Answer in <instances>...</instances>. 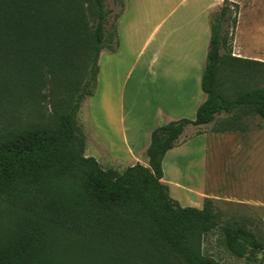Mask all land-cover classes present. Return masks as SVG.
<instances>
[{"label":"trees","instance_id":"trees-1","mask_svg":"<svg viewBox=\"0 0 264 264\" xmlns=\"http://www.w3.org/2000/svg\"><path fill=\"white\" fill-rule=\"evenodd\" d=\"M110 13L104 0H0V112L23 105L24 116L0 126V264H219L202 251L216 230L235 257L264 255L245 221L220 226L212 200L181 207L162 182V161L187 127L243 132L246 119L264 120V62L232 52L238 7L225 0L209 15L195 118L155 127L147 166L121 172L85 156L77 122L100 54L116 43ZM27 100L47 102L43 120L27 116Z\"/></svg>","mask_w":264,"mask_h":264},{"label":"rangeland","instance_id":"rangeland-1","mask_svg":"<svg viewBox=\"0 0 264 264\" xmlns=\"http://www.w3.org/2000/svg\"><path fill=\"white\" fill-rule=\"evenodd\" d=\"M104 1L105 8L111 11L106 30L109 32L112 25L116 27V43L113 44L112 52L105 50L101 64L99 61L100 72L94 94L84 100L77 116L78 125L85 138L88 137L85 139L87 153L91 150V140L94 137V129L96 130L93 123L98 121L104 131L112 133L109 137L113 144H120L122 140V132L119 129L121 128V115L126 121L127 131L129 129L130 132H134L141 128L150 110H155L156 107L165 110L166 100L171 99L170 93L172 92L170 91L173 88H166L168 86L162 82L161 73L164 70L167 72L174 69L169 56L174 51L176 38L180 37L178 34H171V24L174 20L167 21L165 28L160 31L156 30L151 42L143 50L145 57H148L153 50H158V45L162 42L159 69L157 73L155 72L153 82L146 80L145 71L141 73L143 78L141 88L137 86L133 89V91L136 90L134 98L137 102L130 107L127 102H123V94H126L128 90L123 81L127 77V69L141 49V37L133 40L127 35V28L131 26L128 23L133 19H141L144 35L147 38L151 26L172 11L176 0H166L161 7L152 6L153 3L149 0H145V5L142 7L141 0ZM204 11L206 10L202 8L185 5L178 10L175 19L183 20V26H190L191 18L193 20L203 18ZM117 15L119 17L115 20ZM259 16L260 14L253 15L246 9L241 10L239 14L238 44L243 45L247 54H256L257 48L260 47L264 55L262 34L258 33L257 36L252 34V28L258 30L264 28L260 24L263 19ZM234 38L235 35H233L232 42L233 54L235 53ZM256 58L261 59L262 57ZM132 75L135 76L133 79L137 76ZM171 79L174 81L176 78L171 76ZM22 107L23 105L19 107L17 114L3 115L0 112V126L13 125L23 119ZM128 107L132 114L129 119H126ZM24 108L28 111L27 116L34 121L43 120L47 115L44 112L48 110L47 102H33L32 100H27ZM35 110H41V112L38 113ZM157 117L161 123L165 120L162 115ZM170 121L173 119L166 122ZM244 124L243 132L216 133L213 123L200 128L187 127L184 137L189 143L185 145L186 148L177 152L178 154H169L171 156L163 165V175L164 178L172 181L170 183L165 180L170 198L178 202L181 207L201 209L204 199H210L218 213L220 226L232 220L245 221L246 226L257 233L261 240H264V120L248 118ZM197 130H203L204 133L201 135L204 136L195 135ZM87 157L96 160L93 155ZM99 161L101 164L97 162L103 169H115L119 172L124 170L123 166L110 168L105 157L99 158ZM202 251L219 264H263L264 262L262 253H258L252 260L232 255L225 248L223 237L218 230L205 236Z\"/></svg>","mask_w":264,"mask_h":264},{"label":"crops","instance_id":"crops-1","mask_svg":"<svg viewBox=\"0 0 264 264\" xmlns=\"http://www.w3.org/2000/svg\"><path fill=\"white\" fill-rule=\"evenodd\" d=\"M152 6L161 7L166 0H149ZM225 0H176L174 8L172 11L166 16L160 18L155 25H152L150 28V32L148 37L145 38L143 31V22L141 19H133L129 21L130 27L127 28V35L133 40L139 39L141 37V46L140 51L137 54L136 59L127 69V77L123 81L126 84V88H128L126 94H123V102H127L128 106L132 107L136 101L134 98V94L136 90L133 91L135 87L141 88V83L143 78L141 73L145 71L146 80L153 82L155 72L159 69V59L161 58V45H158V50H153L150 53V56L145 57V51L143 50L145 46L151 42V38H153L156 30L160 31L162 28H165L167 21H172L171 24V34H178L177 41L174 42V51L170 54V62L174 65V69H171L167 72L162 71V82L168 86L167 89L173 88L170 92L171 99L169 101L166 100V108L165 110L160 109V107H156L155 110H150L147 114L148 118L145 119L141 128L137 131V133L130 132L129 129L125 128V119L124 117H120L121 120V128L119 129L122 132V140L119 143H114L109 137L112 133L104 131L99 122L93 123L94 129V137L91 140V150H85V156H95L96 160L100 163L99 158H104L105 161L110 164V168H114V166H123L126 169L129 166H133L135 164H141L143 166H147V158L145 156L146 150L150 143V136L155 127L159 126V124H166L168 120H178V119H190L193 120L195 118V114L197 108L204 101L205 95L201 90V76L204 68L206 54L208 50V44L210 39V24H209V14L211 11L217 10L222 7ZM229 4H233L238 7V16H237V24L234 31V56H238L241 58H246L250 60H258L264 62V55L261 51V48H257V53L255 54H247L243 45L238 44V18L241 10H248L249 13L255 14L258 16L260 14L261 20L260 24L264 27V0H226ZM145 5V0H141V7ZM192 6L193 8H202L204 11V16L201 19L193 20L191 18L190 26H183L182 21L178 18L175 19V16L178 14V10H180L183 6ZM189 21V19H187ZM186 21V23H187ZM193 21V22H192ZM196 23V24H194ZM182 27H179L181 26ZM163 31V30H162ZM252 34L257 36L258 33L262 34L261 37L264 38V28L262 30H258L257 28H252ZM105 50L101 52L99 61L101 64V59L103 58ZM261 56V59H257L256 57ZM99 65V62H98ZM100 68V67H99ZM100 72V70H99ZM132 74H136V78L133 79ZM155 75V76H154ZM171 76L176 78L174 81L171 79ZM135 77V76H134ZM99 78V75H98ZM98 81V79H97ZM167 82L171 83L169 85ZM122 83V84H123ZM174 85V87H172ZM125 86H123L124 88ZM124 107V106H123ZM123 109V108H122ZM132 111L128 107L126 112V119H129ZM162 115L165 120L161 123L157 116ZM186 131V130H185ZM108 133V134H107ZM204 135H200L199 137H203ZM88 139V137L86 136ZM85 138V139H86ZM185 144L170 150L164 157L162 161V170L163 165L170 153L178 154L177 152L181 151ZM188 145V144H187ZM176 152V153H175ZM168 155V156H167ZM167 156V157H166ZM176 159V158H174ZM101 164V163H100ZM164 177V175H163ZM166 178L162 179V182L167 184L165 181ZM168 182H172L167 180ZM176 187V184H175ZM200 209V208H199Z\"/></svg>","mask_w":264,"mask_h":264}]
</instances>
